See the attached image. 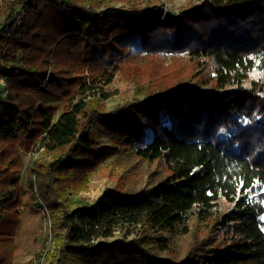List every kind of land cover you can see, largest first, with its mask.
<instances>
[{
    "label": "trees",
    "instance_id": "obj_1",
    "mask_svg": "<svg viewBox=\"0 0 264 264\" xmlns=\"http://www.w3.org/2000/svg\"><path fill=\"white\" fill-rule=\"evenodd\" d=\"M108 1L0 0V264H13L23 188L60 228L50 227L55 264H264V0H206L163 18L159 4ZM135 30L143 55L97 52ZM113 69L150 89L142 104L151 139L128 102L111 112L119 139L166 175L132 195L107 190L92 203L73 201L87 174L118 153L97 147L90 127L113 94ZM231 79L250 84L218 91ZM56 101L64 108L54 119ZM41 135L52 158L25 167L19 150L30 152ZM218 197L231 203L214 218L218 240L209 231L180 262L158 259L167 241L157 231L183 224L193 208L211 216ZM131 226L137 236L108 240ZM36 257L39 264L43 253Z\"/></svg>",
    "mask_w": 264,
    "mask_h": 264
},
{
    "label": "rangeland",
    "instance_id": "obj_2",
    "mask_svg": "<svg viewBox=\"0 0 264 264\" xmlns=\"http://www.w3.org/2000/svg\"><path fill=\"white\" fill-rule=\"evenodd\" d=\"M44 0H34V2L42 3ZM206 0H146L145 6L159 4L163 10L161 18L166 13L171 15H179L182 12L191 10L192 8L201 5ZM122 2L120 0H109L107 7H119ZM106 6L102 7L105 8ZM99 11V10H96ZM21 15V14H20ZM106 49L99 46L97 52H102L106 59H118L119 52L122 51L125 57H132L134 53L140 51L138 31H130L121 33L107 41ZM185 54V53H184ZM187 57V55H184ZM170 55L167 54L165 63H169ZM114 77L106 88L113 91V94L104 101V109L100 110L94 117L91 123V129L97 147L107 146L118 149V153L107 157L96 168L87 174L88 182L84 189L78 194L71 195V199L82 200L87 203H92L107 190L121 192L123 194L132 195L142 190L154 188L155 185L163 180L166 173L157 161H149L136 154V148L124 145L118 136V128L115 119L112 117V110L125 102L129 104V111L133 116L136 124L144 132V137L147 141L151 139V128L148 123L147 114L142 104V99L147 96L150 89L146 88L147 82L137 84L133 80L125 78L119 70H112ZM193 80V81H191ZM189 84L196 83L199 90L209 89V84H202L198 80L191 79ZM6 81V80H5ZM248 81H236L231 79L224 86L219 87L220 92L234 90L240 85H249ZM1 91V86H0ZM1 94V92H0ZM2 95V94H1ZM154 106L163 113V107L151 97ZM58 106L57 114L54 119L60 114L64 108L62 101H56ZM164 117V116H163ZM165 124L168 121L163 118ZM19 154L23 160L25 167L34 159L50 160L52 155L44 150L43 135H41L32 150L25 153L19 150ZM25 170L15 173L14 175L23 176ZM20 218L21 223L16 235L17 250L13 260V264H38L37 254L42 252L43 257L39 264H55V257L52 255L54 245L50 242V227L55 225L54 231H60L54 220L51 222L44 216L43 206L40 203H32L27 196L25 188L22 189L21 195ZM231 208V203L223 197H218L214 207L212 208L211 216L200 219L195 209L189 213L187 220L180 225H176L172 229H160L157 234L166 238L167 249H155L156 257L168 258L174 263L180 262L187 254L195 241L205 238L209 231L214 234V241L218 240V234L212 227L214 226V218L219 214L228 211ZM264 217V214L262 215ZM264 226V219H262ZM131 232L124 236L123 229L117 231L115 235L108 240L123 239L127 240L136 235V229L129 227ZM210 245V244H209ZM209 245L206 244V247ZM47 255L44 257V255Z\"/></svg>",
    "mask_w": 264,
    "mask_h": 264
},
{
    "label": "built area",
    "instance_id": "obj_3",
    "mask_svg": "<svg viewBox=\"0 0 264 264\" xmlns=\"http://www.w3.org/2000/svg\"><path fill=\"white\" fill-rule=\"evenodd\" d=\"M21 9V8H20ZM21 14V12H20ZM0 86H1V94L4 95L6 94L7 90H6V81L5 78L0 76Z\"/></svg>",
    "mask_w": 264,
    "mask_h": 264
},
{
    "label": "snow or ice",
    "instance_id": "obj_4",
    "mask_svg": "<svg viewBox=\"0 0 264 264\" xmlns=\"http://www.w3.org/2000/svg\"><path fill=\"white\" fill-rule=\"evenodd\" d=\"M262 219H264V217H262Z\"/></svg>",
    "mask_w": 264,
    "mask_h": 264
}]
</instances>
